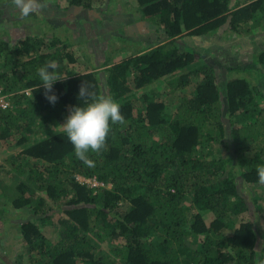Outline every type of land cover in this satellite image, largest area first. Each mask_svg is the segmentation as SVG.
Listing matches in <instances>:
<instances>
[{"label":"trees","instance_id":"1","mask_svg":"<svg viewBox=\"0 0 264 264\" xmlns=\"http://www.w3.org/2000/svg\"><path fill=\"white\" fill-rule=\"evenodd\" d=\"M92 1L68 5L91 10ZM133 1L162 40L110 67L104 91L93 71L77 72L54 82L58 99L50 103L37 70L48 61L64 64L67 42L0 38V89L8 102L0 107V139L21 134L25 142L36 117L56 130L23 148L44 165L21 168L15 179L25 177L9 197L14 209L28 211L18 233L29 264H256L258 254L264 259V235L241 192L259 182L257 168L264 166V50L234 67L255 73L258 85L242 76L221 80L191 49L190 37L222 27L249 35L242 24L257 16L263 0ZM192 77L193 93L172 116L152 92L142 94L141 109L132 102L135 89L167 78L170 89L180 90ZM83 83L89 93L117 100L125 119L110 123L105 150L88 153L92 168L75 157L61 126L70 108L91 102L78 95ZM50 211L63 215L55 244L41 228ZM1 263L8 264L0 256Z\"/></svg>","mask_w":264,"mask_h":264},{"label":"rangeland","instance_id":"2","mask_svg":"<svg viewBox=\"0 0 264 264\" xmlns=\"http://www.w3.org/2000/svg\"><path fill=\"white\" fill-rule=\"evenodd\" d=\"M42 2H44V0H42ZM48 2L52 4V9H69V0H48ZM92 6L93 9L90 11L91 17L95 19L93 22L97 24L96 26L99 31L104 32V36L100 37L101 34L98 33L97 38L95 34V39L91 40V43L96 47L102 46L104 55H97L95 50H100L101 48L93 49L89 43L88 46L90 48L85 49L83 54H81V52L78 54L77 50L74 48H72V50L68 49V47L63 48L66 62H71L68 60L67 56L72 53L74 56L76 55V59L79 61L73 60H75L77 64L81 62V65L78 64L79 67H74V63L70 65L65 61L64 64L58 62L59 68L57 72L61 78H64L73 73L91 70L102 83L103 88L101 90L104 91L106 88L105 80L110 67L129 56H134L141 50L154 46L162 40V37L154 31L155 27L151 25L150 21L139 13L138 7L133 0H93ZM34 16H22V19L24 22H28V24L38 32L37 34L43 35L45 39H48V42H50L52 32L49 30L46 32V28L49 27V24L45 22L46 26H42L44 21L41 19L42 15L36 13ZM1 17L2 15L0 13V21H2L0 24V38L5 37L4 39L11 41L10 37L6 36L5 32H3L4 23L5 21L7 23V20L6 18L2 20ZM20 23L21 21L15 23V25L17 26ZM115 25L118 26V32L114 30L116 27L113 26ZM74 26L77 27L78 25L76 24ZM242 26H249L251 28V33L241 37L235 33L228 32L225 27H222L209 34L197 37L191 36L190 39L192 44L190 47L197 53L199 52L205 61L216 67L221 80L242 76L248 79L252 85H255L257 84L255 81V73H243L242 71L236 70L234 67L245 65L251 60L254 54L264 50V0L261 3L257 16L249 23L242 24ZM10 29L12 36L18 38L23 36L21 30H18V34V31L14 33V30L12 28ZM81 29L82 28H80V31ZM82 31L84 30L82 29ZM91 31L94 30L90 29V32ZM79 33L80 32H78V34ZM8 34L10 33L8 32ZM112 34L117 36V38H113ZM90 36L91 38L93 37L91 33ZM83 41L85 43V40ZM84 48H87V46H84ZM92 51H94V53ZM83 59H85V66ZM82 65L83 67H81ZM228 68L234 69L228 71ZM197 80V78L192 77L188 86L180 90H172L168 85L167 78L159 79L143 88L133 90L135 96L132 97V102L137 108L139 107L138 109H141L142 94L145 92H152L165 102L169 116H172L175 114L176 110H178L179 105L191 96ZM263 83L264 79L261 78L259 84L261 85ZM40 124V121L36 117L31 122L33 126V129H31L32 134H29L26 137V141L23 143L20 142V137H22L21 134L11 136L7 139H0V256L3 257L8 264H29L31 259L29 256L27 257L28 253L23 244L21 234L18 233V225L25 216H29L28 211H26V209H14L9 197L14 195V182L23 180L25 177V174L21 175L20 173L19 178L15 179L17 177L16 173H18L21 168L27 170L28 167L34 165L35 162H37L39 166L38 170H42L43 168L44 164L42 160L37 161V159L31 156L22 154L24 147L32 145L56 131H47ZM206 150V147H201V153H203L206 158H211L212 154L206 153ZM78 180H83L90 186L102 185V183L96 181L95 178H83L78 176ZM106 186L108 187L109 185ZM241 193L249 203V207L252 211L251 214L253 215L252 219L259 223L258 226L261 228V232H263L264 235V184L258 182L249 187L243 185ZM49 201H51L50 198ZM50 205H52V202H50ZM53 212L54 211L51 213ZM58 213V211H55V213L50 216V219L41 225L42 232L48 235V241L53 244L59 241L58 232L62 230L60 218H62L63 215ZM246 217L247 213L243 212L241 218L245 219ZM186 244L188 246L195 245V243L189 241H186ZM20 254L21 257L22 255L25 257H19ZM30 256H33V254H30ZM81 262L82 261H80V264H82Z\"/></svg>","mask_w":264,"mask_h":264},{"label":"clouds","instance_id":"3","mask_svg":"<svg viewBox=\"0 0 264 264\" xmlns=\"http://www.w3.org/2000/svg\"><path fill=\"white\" fill-rule=\"evenodd\" d=\"M21 16H30L42 11L44 5L42 0H11L10 5ZM59 65L55 61H48L41 66L38 76L45 90L46 99L55 104L58 97L53 93V84L58 80L65 79L58 75ZM30 92V90H29ZM81 98L91 97V102L84 106H73L69 110V115L61 125L63 132L73 145L74 155L84 165L89 168L95 167V162L89 158L88 153H101L106 149V141L110 132L111 124L125 123L124 116L121 114V105L112 96H95L89 93L84 83L80 86L79 94ZM258 179L264 184V166L257 168ZM256 264H264V259L259 258Z\"/></svg>","mask_w":264,"mask_h":264},{"label":"crops","instance_id":"4","mask_svg":"<svg viewBox=\"0 0 264 264\" xmlns=\"http://www.w3.org/2000/svg\"><path fill=\"white\" fill-rule=\"evenodd\" d=\"M11 3V0H0V13L2 15L1 19L7 20V23L5 21L4 23V29L3 32H5L6 36H9L11 39V42H13L15 39H20V37H15L12 36L11 29L14 30V33H17L18 30H21L23 32V36H33V35H40L37 34L38 32L35 31L29 24L28 22H24L22 19V16L18 11H16L13 7L9 6ZM43 9L42 11L38 12L41 16V19H43V24L42 26H46L45 22H47L49 27L46 28V32L49 30L52 32V37H57L63 40V42H67L68 46H65L64 48H67L72 50V48L77 50V53L83 54L85 49H89L90 47L88 46V43L93 49L96 48H101L100 50H95L97 52V55L103 56L104 55V49H102V46L96 47L91 43V40L95 39V34L97 35L100 33V37L104 36V32L99 31L97 28V24L93 21H95L94 18L91 17V10L87 9H80L76 7H68L69 9L67 10H62V9H52V4H49L48 0H44L43 2ZM2 6V7H1ZM34 16V14H32ZM38 18L37 16H34ZM21 21L19 25H15V23ZM2 21H0L1 24ZM78 25L75 27L74 25ZM116 27L114 30L118 32V26H113ZM18 28V29H17ZM36 28V27H35ZM39 28V27H37ZM80 28H82L84 31H80ZM94 30V31H91ZM8 32L10 34H8ZM78 32H80L78 34ZM90 33L92 34V38L90 36ZM19 34V31H18ZM12 36V37H11ZM113 38H117L114 34H112ZM2 38V37H1ZM5 38V37H3ZM98 38V35H97ZM52 39V38H51ZM48 40V39H46ZM85 40V43L84 41ZM49 41V40H48ZM70 42V43H69ZM84 46L87 48H84ZM102 51V52H101ZM94 53V51H92ZM100 52V53H99ZM102 53V54H101ZM68 60L70 58L75 59L76 61H79L76 59V55L74 56L72 53H70L68 56ZM86 59V58H85ZM83 59V63L84 60ZM72 61L74 63V67H79L78 63ZM64 61H66V56L64 55ZM70 63V65H72ZM81 65V64H80ZM85 66V63H84ZM83 67V65L81 66Z\"/></svg>","mask_w":264,"mask_h":264},{"label":"built area","instance_id":"5","mask_svg":"<svg viewBox=\"0 0 264 264\" xmlns=\"http://www.w3.org/2000/svg\"><path fill=\"white\" fill-rule=\"evenodd\" d=\"M25 93L29 94V89H26L25 90ZM8 106V102L7 100L5 99V95L2 94V91L0 89V107H7Z\"/></svg>","mask_w":264,"mask_h":264}]
</instances>
